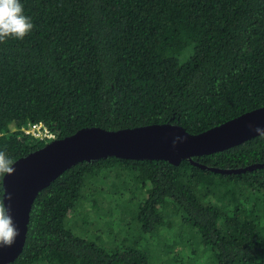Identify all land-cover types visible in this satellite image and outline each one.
Returning <instances> with one entry per match:
<instances>
[{
    "label": "trees",
    "instance_id": "1",
    "mask_svg": "<svg viewBox=\"0 0 264 264\" xmlns=\"http://www.w3.org/2000/svg\"><path fill=\"white\" fill-rule=\"evenodd\" d=\"M20 2L34 28L0 43V151L14 161L48 144L24 133L30 122L58 138L163 123L199 133L264 106V0ZM262 163L261 135L179 165L78 162L38 193L11 264H264ZM101 220L121 223L115 241L87 237L105 233Z\"/></svg>",
    "mask_w": 264,
    "mask_h": 264
},
{
    "label": "water",
    "instance_id": "2",
    "mask_svg": "<svg viewBox=\"0 0 264 264\" xmlns=\"http://www.w3.org/2000/svg\"><path fill=\"white\" fill-rule=\"evenodd\" d=\"M256 128L264 129V106L199 133L171 123L117 130L84 127L20 157L15 161V172L3 177V201L10 205V214L20 234L11 247L0 248V264H11L22 253L29 216L38 193L74 164L113 155L164 159L179 165L183 159L223 151L256 137L259 135ZM256 166L264 167V163Z\"/></svg>",
    "mask_w": 264,
    "mask_h": 264
},
{
    "label": "clouds",
    "instance_id": "3",
    "mask_svg": "<svg viewBox=\"0 0 264 264\" xmlns=\"http://www.w3.org/2000/svg\"><path fill=\"white\" fill-rule=\"evenodd\" d=\"M33 28L32 19L25 15L24 5L20 0H0V43L9 39L23 40ZM255 131L264 136V129L256 128ZM14 165L15 161L5 151H0V178L13 174ZM8 199L10 200L11 196ZM10 213V205L0 200V248L11 247L20 234Z\"/></svg>",
    "mask_w": 264,
    "mask_h": 264
},
{
    "label": "rangeland",
    "instance_id": "4",
    "mask_svg": "<svg viewBox=\"0 0 264 264\" xmlns=\"http://www.w3.org/2000/svg\"><path fill=\"white\" fill-rule=\"evenodd\" d=\"M244 199H242L241 201L242 202L245 201ZM101 200L103 201L104 205H106V200H104V199H101ZM103 203H101V204H103ZM88 208L89 209L91 208V203L88 205ZM96 211L101 212V210H96ZM99 212H97V213H99ZM164 212L165 213H171V209H165ZM91 215H93V217L96 215L94 209H93V212L89 213V216H91ZM127 220L130 223H135V222L131 221L130 219H127ZM106 222H108V218L106 219ZM111 223L113 224V226H108L107 227V224H105V221L104 220H101L100 221V225H102L104 228L106 227V230H103V232H105V233L99 232L98 229L96 228V226H94L92 229H90L89 227H85V232H88V234H86L87 237H90L91 240H95V241L97 239H99L100 237H102L105 240L108 239V237H109V239L111 241H115V239L117 238V236H119L116 229L120 226L121 223L119 221H115V220L113 222H111ZM112 227H114L116 229H112ZM73 228L76 230L75 232L78 231L77 223L76 224H73ZM138 230H139V227L136 224V225H133V226L128 227L127 232L134 231V233H135ZM175 250L183 251L184 249L182 248V246H180L179 244H177L176 247H175Z\"/></svg>",
    "mask_w": 264,
    "mask_h": 264
},
{
    "label": "built area",
    "instance_id": "5",
    "mask_svg": "<svg viewBox=\"0 0 264 264\" xmlns=\"http://www.w3.org/2000/svg\"><path fill=\"white\" fill-rule=\"evenodd\" d=\"M23 131L26 135L47 143L58 138L57 133L43 121L31 122L23 128Z\"/></svg>",
    "mask_w": 264,
    "mask_h": 264
}]
</instances>
